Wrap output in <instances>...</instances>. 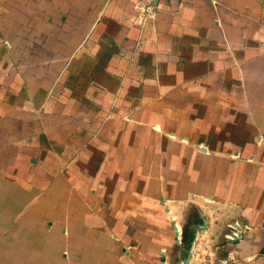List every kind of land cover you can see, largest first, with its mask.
Instances as JSON below:
<instances>
[{"label":"crops","instance_id":"1","mask_svg":"<svg viewBox=\"0 0 264 264\" xmlns=\"http://www.w3.org/2000/svg\"><path fill=\"white\" fill-rule=\"evenodd\" d=\"M154 129L180 133L181 181L200 173L225 243L207 264H264V0H0V264H161L120 257L70 180L86 139L99 161Z\"/></svg>","mask_w":264,"mask_h":264},{"label":"rangeland","instance_id":"2","mask_svg":"<svg viewBox=\"0 0 264 264\" xmlns=\"http://www.w3.org/2000/svg\"><path fill=\"white\" fill-rule=\"evenodd\" d=\"M10 3L14 6L13 1ZM24 66L32 68V65ZM41 69L45 72L47 68ZM58 70L59 66H55L54 73ZM154 130L156 134L150 142L136 141V135L132 145H102L99 157L101 154L104 157L99 161L94 160V148L86 139L82 150L92 154L91 158L77 163L80 175L71 176L70 180L81 188L90 216L98 218L100 229L119 244L120 257L134 254L140 258L142 249L162 247L161 264H207L208 259L216 261V256H210L208 250L221 249L225 243L212 244L204 238L212 215H209L210 200L206 193H197L192 189L201 179L200 173L194 171L198 175L193 178L194 182L189 176L184 177L186 183L181 181V171L175 169V164L181 161L173 159L175 144H172L181 142L180 133L175 135L165 129ZM182 144L177 147V153L199 154L202 159L197 162L198 168L205 169V157L210 151L190 140ZM117 150L124 151V155L112 160L111 156ZM183 163L182 173L187 171L189 174L187 169L192 162ZM85 173L90 175L83 177ZM128 197L133 202L127 204ZM28 212L23 210L20 216H26ZM240 229L237 223L233 225L230 242L240 240ZM159 256H155L157 261Z\"/></svg>","mask_w":264,"mask_h":264}]
</instances>
